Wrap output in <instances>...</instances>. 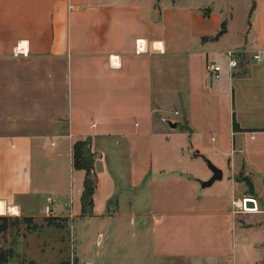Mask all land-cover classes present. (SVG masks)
<instances>
[{
  "label": "crops",
  "instance_id": "1",
  "mask_svg": "<svg viewBox=\"0 0 264 264\" xmlns=\"http://www.w3.org/2000/svg\"><path fill=\"white\" fill-rule=\"evenodd\" d=\"M222 23L173 0H0V215L94 218L96 235L109 230L104 247L133 227L151 228L146 219L154 223L157 208L177 230L192 216L242 238L264 230V37L260 62L250 58L253 45L227 48L247 51L229 70L211 46ZM210 60L223 67L218 80L206 74ZM188 138L221 168L220 181L202 189L194 180L211 172L191 155ZM76 140L92 153L90 216H81ZM117 194L128 211L111 201ZM40 196L46 203L35 211ZM244 197L255 199L256 225L236 221ZM154 228V253L220 264L229 256L191 237L160 244Z\"/></svg>",
  "mask_w": 264,
  "mask_h": 264
},
{
  "label": "rangeland",
  "instance_id": "2",
  "mask_svg": "<svg viewBox=\"0 0 264 264\" xmlns=\"http://www.w3.org/2000/svg\"><path fill=\"white\" fill-rule=\"evenodd\" d=\"M173 1L191 7L197 6L203 15L209 16L210 20L223 22L221 29H225V32L211 39L213 49L218 50L222 55H225L224 51L227 48L235 47L240 42L253 45L255 50L260 48V38L264 37V0ZM210 136L216 139L217 135L212 133ZM187 141L189 142L190 138ZM14 145L13 151L19 149L17 142H14ZM117 187L121 191L127 188L122 183ZM142 189L146 190L147 187L140 188ZM111 201L114 204L117 202L121 211H128L127 198H121L117 194ZM45 203L44 197L40 196L36 199L33 210L40 211ZM73 208L74 212L80 211L77 198ZM165 210L157 208L158 215L154 223L153 215L146 219L147 226L151 225L152 228L153 224L155 225L154 235L156 240H159L158 243L167 244L170 241L188 240L191 237L201 242L204 246L200 247L208 252L221 248L227 251L228 261L226 260L223 264H264V230L254 229L242 238L243 236L241 237L231 227L229 231L226 226H216L212 219L208 221L197 216H192L190 223L187 221L184 224V229L177 230L176 225L168 219ZM238 211L240 208L236 206L235 212L240 215V217L236 216V221L245 225L248 219L253 221L254 225L257 224L256 217L259 216L255 215L256 213L253 214L254 210H246L247 213L243 212L245 210ZM97 223L98 221L94 218L87 221L80 219L53 221L51 219L47 222L22 214L18 216L1 214L0 252L5 256V261L1 264H220L209 257L205 259L195 257L190 262H186L182 257L154 253L157 249L155 250L156 246L152 241L153 230L151 228L142 230L139 226L133 227V231L127 230L121 233L117 238L120 239L119 241L109 238V244L104 247V243L107 244L104 241L105 234H109V230L106 228L105 232L102 229V232L96 235ZM3 227L6 228L2 229ZM129 232H133V236H129ZM99 237L104 241L101 247H99L101 242H98ZM113 237L116 238L114 235ZM203 248L202 251L206 252Z\"/></svg>",
  "mask_w": 264,
  "mask_h": 264
},
{
  "label": "trees",
  "instance_id": "3",
  "mask_svg": "<svg viewBox=\"0 0 264 264\" xmlns=\"http://www.w3.org/2000/svg\"><path fill=\"white\" fill-rule=\"evenodd\" d=\"M233 120V129L239 130ZM73 167L84 170L83 190L81 194V216L92 214L93 192L96 186V176L93 171L92 153L89 151L86 140H76L72 147ZM3 227L2 229H5ZM5 256L0 252V264L5 260ZM63 264V263H62Z\"/></svg>",
  "mask_w": 264,
  "mask_h": 264
},
{
  "label": "built area",
  "instance_id": "4",
  "mask_svg": "<svg viewBox=\"0 0 264 264\" xmlns=\"http://www.w3.org/2000/svg\"><path fill=\"white\" fill-rule=\"evenodd\" d=\"M247 51L245 50H228L225 53L226 62L229 70L235 69L239 64V59L246 54ZM250 58L254 60L255 62H260L262 60V54L263 52L260 50L250 51ZM252 53V54H251ZM205 71L209 79L211 80H218L221 77L223 67L220 63L215 61H208L205 64ZM177 114V111H175ZM245 197L242 198V206L244 208H241V206H238L241 210H250L251 208L245 207L244 201ZM255 200V199H254ZM254 210V209H252ZM45 211L50 212L49 205L45 206Z\"/></svg>",
  "mask_w": 264,
  "mask_h": 264
},
{
  "label": "water",
  "instance_id": "5",
  "mask_svg": "<svg viewBox=\"0 0 264 264\" xmlns=\"http://www.w3.org/2000/svg\"><path fill=\"white\" fill-rule=\"evenodd\" d=\"M223 32H225V29H221L217 31L215 34V38L219 37ZM169 127L174 128L176 127V122H172L169 119L166 120ZM190 146V153L191 155L195 157H199L206 167L210 170L211 175L207 179H200V178H194V180L199 184V186L204 189L206 187L211 186L215 181H220L223 177V172L221 168H219L217 165H215L208 157H206L203 153H201L198 149L193 148L192 142L189 141ZM245 207L256 209V202L253 198H246L244 201Z\"/></svg>",
  "mask_w": 264,
  "mask_h": 264
},
{
  "label": "bare ground",
  "instance_id": "6",
  "mask_svg": "<svg viewBox=\"0 0 264 264\" xmlns=\"http://www.w3.org/2000/svg\"><path fill=\"white\" fill-rule=\"evenodd\" d=\"M245 198H252V197H245ZM239 205L241 206V208H244L242 206V201H240ZM4 210V204L0 201V213H2Z\"/></svg>",
  "mask_w": 264,
  "mask_h": 264
}]
</instances>
